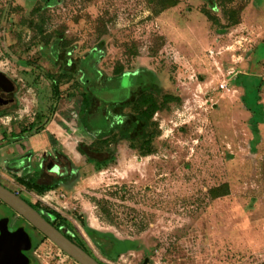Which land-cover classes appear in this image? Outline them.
<instances>
[{
    "label": "rangeland",
    "instance_id": "374dc122",
    "mask_svg": "<svg viewBox=\"0 0 264 264\" xmlns=\"http://www.w3.org/2000/svg\"><path fill=\"white\" fill-rule=\"evenodd\" d=\"M37 6L46 18L44 36L29 26L39 18L32 13ZM225 10L240 11L241 22L226 27ZM119 65L127 76L114 77ZM1 69L20 78L19 100L36 97L33 107L12 111L21 109L22 117L0 120L3 145L35 113L51 118L57 103L47 74L62 96L90 89L107 115L111 104L147 85L179 98L155 114L161 134L149 156L122 141L114 161L97 170L84 157L55 154L71 173L67 185L52 190L53 200L25 190L8 163L0 164L2 183L57 210L101 263L264 264V0H179L160 14L147 0H0ZM84 69L89 81L82 80ZM241 76L258 77L257 92ZM80 115L87 126L97 122L87 109ZM7 150H0V162L17 155ZM57 178L46 170L42 179ZM224 184L229 193L213 198L210 190ZM82 222L128 248L107 259ZM33 258L80 264L40 233Z\"/></svg>",
    "mask_w": 264,
    "mask_h": 264
},
{
    "label": "trees",
    "instance_id": "16d2710c",
    "mask_svg": "<svg viewBox=\"0 0 264 264\" xmlns=\"http://www.w3.org/2000/svg\"><path fill=\"white\" fill-rule=\"evenodd\" d=\"M147 3L155 14H160L166 9L177 6L179 4V0H147ZM42 10L43 8L40 6H37L33 9L32 13L39 14V18L37 21L36 19L31 20L29 22V26L36 28L40 35L44 36L46 18L43 16ZM203 12L207 16L208 20L212 21V23L220 24L219 18L213 16L207 10H204ZM232 12V18L230 17L231 15H229L231 13L230 11L225 10L224 12L227 20H230L226 24V27L228 28L241 22L240 11L233 10ZM40 41L41 40H39V42ZM42 42L48 44L50 43L47 41V39L43 40ZM53 43L54 46H57L58 41ZM125 72L126 71L124 67L119 65L115 68L113 75L114 77H122L125 75ZM47 75L52 81V97L55 99V103H57L62 96L59 83L54 81L53 74ZM241 77H243V83L245 86L248 88L250 87L254 92H257V86L260 81L258 77ZM78 84L81 83L79 82ZM157 92L153 90L152 85L143 86L141 87L140 91H134L130 99L127 101L121 102L119 104H111V106L108 107V115L106 116V122L109 121L110 124L107 128L95 133V139L90 144L79 143V152L85 155L89 162L94 163L97 170H100L103 166H106L109 161H114L116 153L114 147L122 141H126L130 149L136 150L142 156H149L155 153L156 147L154 145V141L158 136H160L161 130L159 128V123L154 120V116L157 112L168 108L170 103L179 101V98L173 94L166 93L159 95ZM76 94V92H69L67 95L71 97L75 96ZM81 96L82 103L80 109L81 111L87 109V113L89 115L92 102L95 97L91 93L90 89H86ZM50 109L51 112L54 113L56 104H54V106H52ZM44 115L45 114L43 112L39 113L36 117V120L31 124V127H35V125H37V130L43 128L50 119L49 118L46 120V122H44ZM85 126L89 130H92L89 125L87 126L85 124ZM38 178L39 174L35 173H27L22 176H15L16 182L20 186L24 187L25 190L34 192L38 195H44L59 188L61 185H67L69 182V177L59 178L47 183L40 181ZM210 193L213 198L227 195L229 193V186L228 184H224L223 186L212 188ZM19 194L35 209L40 211L42 215L55 227H64L65 229H69L72 232L66 219L57 210L44 207L39 203L32 202L30 199L25 198L20 191ZM82 224L95 245L100 249L102 254L106 256L107 259H116V256H119L123 250L128 248V243L120 241L111 235L100 234L99 232L88 227L84 222H82ZM68 237L75 241L88 253H90L83 242L76 241L72 236L68 235Z\"/></svg>",
    "mask_w": 264,
    "mask_h": 264
},
{
    "label": "crops",
    "instance_id": "0c3cea01",
    "mask_svg": "<svg viewBox=\"0 0 264 264\" xmlns=\"http://www.w3.org/2000/svg\"><path fill=\"white\" fill-rule=\"evenodd\" d=\"M69 61L70 60H68L67 62L68 64L71 62ZM68 64L65 65L68 66ZM4 73H6L9 77H15L10 75L7 71H4ZM128 74L129 73L125 72L124 76H127ZM18 79L20 80V78ZM30 91L31 88H27L26 92L30 93ZM35 100L36 97H30L27 95H25V97L21 98L20 100L18 98V102L16 105H14V107L0 112V120L4 116H11L13 119L22 117L23 111H21V109L19 111L16 110L15 115L12 113V111H14V109L19 104L27 108L28 106L33 107V104L35 103L33 101ZM81 103L82 96H78L77 94L71 97H69L68 95L61 96V98L56 104L55 112L52 114L51 118L46 123V125L40 130H37V125H35V127H31V124L36 120V117L41 112H37L34 114L33 120L29 123L27 127H21L19 130L11 129L10 133L7 135L5 144L3 145V142L0 141V150L3 149V152L6 153L9 152L7 148H13V150L15 149V151L17 152V155L13 158L5 157L0 162V164L8 163L9 168L16 173L15 176H22L27 173H35L39 174L38 179L40 181H43V174L46 172V170L50 172H55L58 175L56 171L49 169V165L51 163H57V157L55 156V154L59 156H62V154L69 155L71 159H81L82 157H84L87 160V157L79 152L78 144H90L95 139V133L105 129V127L109 123L106 122L105 118H107V114L103 110L102 117L97 120L95 125H90V128L92 130H89L85 126V124L80 120ZM99 105L100 104L97 103L94 98L91 106V111L88 115L90 118H95V115H99ZM106 110H108V108ZM103 118L105 119V122ZM1 123H4L3 120H1ZM23 154H27V157L23 158L22 160V158L20 159V156H22ZM59 178L61 177L58 176L57 179Z\"/></svg>",
    "mask_w": 264,
    "mask_h": 264
},
{
    "label": "water",
    "instance_id": "95a60500",
    "mask_svg": "<svg viewBox=\"0 0 264 264\" xmlns=\"http://www.w3.org/2000/svg\"><path fill=\"white\" fill-rule=\"evenodd\" d=\"M83 73L82 80L89 81L87 70ZM0 77L7 81L9 78L0 71ZM104 87H101V89ZM102 111H100L101 113ZM99 120V115L94 116ZM102 117V116H101ZM49 169L59 171L54 163L49 165ZM0 201L7 205L18 216L26 219L31 225L39 230L44 236L50 239L63 252L71 256L80 264H103L85 249L79 246L75 241L68 237L72 236L69 229L57 228L49 222L40 211L28 203L19 192L11 190L0 182ZM9 218H3L0 221V264H27L29 259L23 256V249L30 247V238L24 229L11 232L8 228ZM22 256V257H21Z\"/></svg>",
    "mask_w": 264,
    "mask_h": 264
},
{
    "label": "flooded vegetation",
    "instance_id": "af4514ba",
    "mask_svg": "<svg viewBox=\"0 0 264 264\" xmlns=\"http://www.w3.org/2000/svg\"><path fill=\"white\" fill-rule=\"evenodd\" d=\"M0 71L4 73L3 70H0ZM4 74L9 78L11 83L4 81L0 77V112H3V110H6V109H11L12 107H14V105L17 104L18 98H19L18 94L20 91V86L18 84L19 79L17 78L18 80L17 79L15 80V78L13 79V77H9L6 73ZM26 157H27V154H23L22 156H20V159L22 158L23 160V158H26ZM56 165L58 166V170H59L57 171L58 176H60L61 178L70 177L68 162L66 163V165L60 166L58 163H56ZM0 204H1V210H3L0 213V221L3 218H9L8 228L11 232H16V231H19L20 229H24V231L28 234L30 238V247L27 249H23L22 251L24 254L23 256L29 259V262L27 264H33V261H34L33 252H34V248L36 247V238H38V233L40 234L42 233L39 232V230L36 229L33 225H31L26 219H24L21 216H18L11 209L4 208L3 203L1 201H0Z\"/></svg>",
    "mask_w": 264,
    "mask_h": 264
},
{
    "label": "built area",
    "instance_id": "2783aa9c",
    "mask_svg": "<svg viewBox=\"0 0 264 264\" xmlns=\"http://www.w3.org/2000/svg\"><path fill=\"white\" fill-rule=\"evenodd\" d=\"M212 52L213 51H211L210 53L212 54ZM12 119L13 118L11 116H4V117L1 118V120H3V122L7 123V124L10 123L12 121ZM51 195H52V191L46 193L44 195V197L42 198V200H44V201L53 200Z\"/></svg>",
    "mask_w": 264,
    "mask_h": 264
}]
</instances>
